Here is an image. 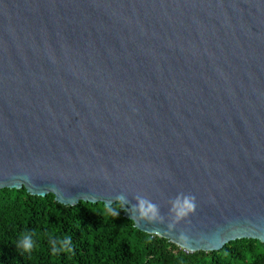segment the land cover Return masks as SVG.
<instances>
[{
  "label": "water",
  "instance_id": "water-1",
  "mask_svg": "<svg viewBox=\"0 0 264 264\" xmlns=\"http://www.w3.org/2000/svg\"><path fill=\"white\" fill-rule=\"evenodd\" d=\"M5 188L123 196L187 253L264 243V0H0ZM178 193L196 208L169 227Z\"/></svg>",
  "mask_w": 264,
  "mask_h": 264
},
{
  "label": "trees",
  "instance_id": "trees-1",
  "mask_svg": "<svg viewBox=\"0 0 264 264\" xmlns=\"http://www.w3.org/2000/svg\"><path fill=\"white\" fill-rule=\"evenodd\" d=\"M104 205L66 206L52 194L38 197L24 188L0 189V264H264V243L258 240L187 253L135 228L120 208L116 217L106 216ZM25 233L34 241L30 252L16 246ZM64 237H71L72 252L53 254L51 241Z\"/></svg>",
  "mask_w": 264,
  "mask_h": 264
},
{
  "label": "clouds",
  "instance_id": "clouds-1",
  "mask_svg": "<svg viewBox=\"0 0 264 264\" xmlns=\"http://www.w3.org/2000/svg\"><path fill=\"white\" fill-rule=\"evenodd\" d=\"M125 199L123 196H118L115 205L105 203L104 214L106 216L116 217L119 214V208L123 206ZM196 208L195 197L189 193H178L175 198L170 201V214L172 216V223L169 227L179 223L181 220H185ZM131 219L146 220L149 222L159 221L162 219L159 215L157 206L151 201L142 197H137V204L130 209ZM181 242L180 246L186 250H190L188 243V237L181 233L178 237ZM57 243L59 246H57ZM17 248L23 252H30L34 247V241L31 234H21L18 238ZM71 237H64L62 239L57 238L55 241H51V251L53 254L60 252L71 253L72 252Z\"/></svg>",
  "mask_w": 264,
  "mask_h": 264
},
{
  "label": "built area",
  "instance_id": "built-area-1",
  "mask_svg": "<svg viewBox=\"0 0 264 264\" xmlns=\"http://www.w3.org/2000/svg\"><path fill=\"white\" fill-rule=\"evenodd\" d=\"M186 251V250H185Z\"/></svg>",
  "mask_w": 264,
  "mask_h": 264
}]
</instances>
